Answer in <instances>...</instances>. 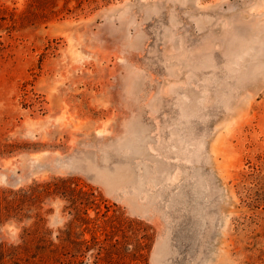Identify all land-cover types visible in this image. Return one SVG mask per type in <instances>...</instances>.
<instances>
[{"label": "rangeland", "instance_id": "374dc122", "mask_svg": "<svg viewBox=\"0 0 264 264\" xmlns=\"http://www.w3.org/2000/svg\"><path fill=\"white\" fill-rule=\"evenodd\" d=\"M0 264H264V0H0Z\"/></svg>", "mask_w": 264, "mask_h": 264}]
</instances>
